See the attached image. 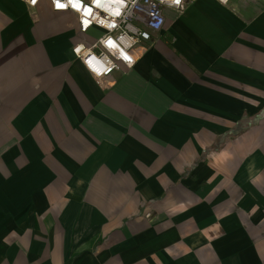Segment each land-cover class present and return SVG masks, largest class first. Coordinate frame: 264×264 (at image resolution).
Masks as SVG:
<instances>
[{"label": "crops", "instance_id": "crops-1", "mask_svg": "<svg viewBox=\"0 0 264 264\" xmlns=\"http://www.w3.org/2000/svg\"><path fill=\"white\" fill-rule=\"evenodd\" d=\"M164 15L99 82L74 14L0 0V264H264V0Z\"/></svg>", "mask_w": 264, "mask_h": 264}, {"label": "built area", "instance_id": "built-area-1", "mask_svg": "<svg viewBox=\"0 0 264 264\" xmlns=\"http://www.w3.org/2000/svg\"><path fill=\"white\" fill-rule=\"evenodd\" d=\"M55 13H72L89 42L72 46V54L97 81L137 62L135 49L153 41L165 27V9L182 11L197 0H48ZM227 3L229 0H219ZM40 0H27L36 8ZM62 5V7L58 6Z\"/></svg>", "mask_w": 264, "mask_h": 264}, {"label": "trees", "instance_id": "trees-1", "mask_svg": "<svg viewBox=\"0 0 264 264\" xmlns=\"http://www.w3.org/2000/svg\"><path fill=\"white\" fill-rule=\"evenodd\" d=\"M261 117H262V115H259L257 118H254L252 121H253V125H256L259 121H260V119H261ZM244 121L245 120H243L241 123H239V125L241 124H244ZM246 123V122H245ZM247 127H249V125H246V128ZM240 128V127H239Z\"/></svg>", "mask_w": 264, "mask_h": 264}, {"label": "snow or ice", "instance_id": "snow-or-ice-1", "mask_svg": "<svg viewBox=\"0 0 264 264\" xmlns=\"http://www.w3.org/2000/svg\"><path fill=\"white\" fill-rule=\"evenodd\" d=\"M33 2H35V0H33ZM176 2L178 3V2H179V0H176ZM58 6L62 7V5H58Z\"/></svg>", "mask_w": 264, "mask_h": 264}, {"label": "clouds", "instance_id": "clouds-1", "mask_svg": "<svg viewBox=\"0 0 264 264\" xmlns=\"http://www.w3.org/2000/svg\"><path fill=\"white\" fill-rule=\"evenodd\" d=\"M175 2H176V0H175Z\"/></svg>", "mask_w": 264, "mask_h": 264}]
</instances>
